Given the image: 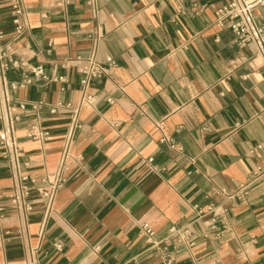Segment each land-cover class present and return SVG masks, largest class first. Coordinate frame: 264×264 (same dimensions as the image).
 Segmentation results:
<instances>
[{
    "label": "crops",
    "instance_id": "obj_1",
    "mask_svg": "<svg viewBox=\"0 0 264 264\" xmlns=\"http://www.w3.org/2000/svg\"><path fill=\"white\" fill-rule=\"evenodd\" d=\"M10 1L0 0L4 42L67 77L32 78L11 92L21 171L58 169L72 111L33 104L80 103L82 74L65 60L95 52L116 66L87 90L97 100L80 109L70 146L83 159L71 164L49 216L34 193L26 223L14 208L0 217V264H27L30 247L36 264H163L144 222L171 248L173 226L192 230L194 244L174 264L263 262L264 62L253 42L236 43L215 22L229 0H21V34ZM35 118L50 139L27 135ZM15 185L0 162V201Z\"/></svg>",
    "mask_w": 264,
    "mask_h": 264
},
{
    "label": "built area",
    "instance_id": "obj_2",
    "mask_svg": "<svg viewBox=\"0 0 264 264\" xmlns=\"http://www.w3.org/2000/svg\"><path fill=\"white\" fill-rule=\"evenodd\" d=\"M10 6L15 33L21 34L26 28L22 21L24 14L22 1L11 0ZM215 22L221 26L228 25L235 35L236 43L253 42L256 45L257 53L264 62V0H229L227 4L216 9ZM4 38L5 33L0 29V162L7 163L13 169L16 185L14 190L6 194L7 202L0 201V217L5 215L8 208H14L25 220L27 214L34 209L31 197L36 193L44 203V215L47 218L53 210L58 190L68 181L67 174L71 164L83 159L81 154L72 155L70 146L75 129L81 127L78 119L80 109L93 106L97 100L96 94L88 93L87 90L92 81L109 75L116 66V61L112 57L106 58L105 61H99L95 52L68 57L63 66H74L82 74L80 84L83 93L80 103L74 106L71 102L48 103L41 100L33 104L35 109L46 105L51 113L57 112L59 108H68L72 111V121L63 144L57 171L50 176L37 177L20 169L24 149L16 134V122L19 117L14 113L11 92L26 87L32 82V78L47 82H66L67 77L65 75L52 77L45 71L43 65L33 66L26 58L15 56L10 45L4 42ZM11 69L20 71L18 79L9 77ZM20 106L25 107V104L22 103ZM27 135L33 139L48 140L51 138L50 132L43 128L38 118H35L29 125ZM148 160L152 162L153 158L150 157ZM259 169L261 170V168ZM199 212L202 214L204 210L199 208ZM141 230L149 241L160 250L163 264H174L176 252L180 249H189L194 244L190 228L178 226L171 228L172 248L168 244L155 242L152 239L155 232L149 223H142ZM55 246L58 249L61 248L59 243H56ZM35 253L36 248L30 247L27 264H36ZM242 259L243 264H264V261L253 262L247 256H243Z\"/></svg>",
    "mask_w": 264,
    "mask_h": 264
}]
</instances>
